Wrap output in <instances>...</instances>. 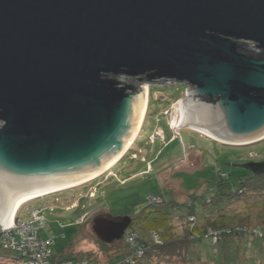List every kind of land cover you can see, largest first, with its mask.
<instances>
[{"label": "water", "instance_id": "95a60500", "mask_svg": "<svg viewBox=\"0 0 264 264\" xmlns=\"http://www.w3.org/2000/svg\"><path fill=\"white\" fill-rule=\"evenodd\" d=\"M245 43L264 50V0H0L1 226L22 200L116 162L147 84L187 85L181 123L210 138L264 139V56ZM130 221L105 213L93 228L110 243Z\"/></svg>", "mask_w": 264, "mask_h": 264}, {"label": "rangeland", "instance_id": "374dc122", "mask_svg": "<svg viewBox=\"0 0 264 264\" xmlns=\"http://www.w3.org/2000/svg\"><path fill=\"white\" fill-rule=\"evenodd\" d=\"M149 89L150 102L148 106L147 98L143 129L138 136L141 124L120 162L84 183L23 202L16 209L19 211L14 213L13 220L28 219L32 211L41 206L47 223L40 235L45 240L55 236L52 245L55 252L65 249L75 255L91 253L92 257L107 261L120 255L126 247L112 243L117 239L110 242L112 245L103 246V240L93 228L96 216L137 212L153 196L163 195L179 201L189 200L193 194L210 196L218 173L228 175L225 182L230 191L235 192L254 172L251 165L264 162V139L247 145L225 144L210 138L200 128L182 124L187 85L153 84L150 88L148 85ZM236 197L237 201L229 207L234 216L251 215L254 223L263 222L264 190L247 198H240L244 195ZM199 200L201 197L197 198V212L204 208ZM178 223L175 230L182 232L183 226ZM163 237L171 239L172 232H163ZM246 237H228L217 249L208 238L182 249L173 242L161 253L153 252L147 256L141 264L264 263V239H253L252 244L251 237L255 236ZM0 264L23 263L0 251Z\"/></svg>", "mask_w": 264, "mask_h": 264}, {"label": "trees", "instance_id": "16d2710c", "mask_svg": "<svg viewBox=\"0 0 264 264\" xmlns=\"http://www.w3.org/2000/svg\"><path fill=\"white\" fill-rule=\"evenodd\" d=\"M243 50L247 53H252L258 57L264 56V50L253 51L248 43L243 45ZM254 172L241 182V186L237 191H230L229 185L225 182L228 179V175L225 173H218V179L214 183L213 194L210 196H201L193 194L189 200L179 201L176 199L164 198L163 195L153 196L147 201V205L140 208L137 212L128 211L124 216L131 218L130 224L127 229L137 232L141 239L139 242L145 246V255L143 258L138 259L135 263L128 261V257H132L134 250L126 242V235L122 238L113 241L112 243H118L124 245L126 250L120 255L107 260L109 264H141L143 260L153 254V252L161 253L167 246L177 243L182 249L184 246L189 247L192 242H201L204 238H208L211 244L217 249V246L221 242L226 241L228 237L236 236L241 238H247L248 232L240 230L247 225L250 228H260L263 230L262 236H257L253 239H264V220L260 223H254L251 215L241 218V216H234L229 207L237 201V195L243 196L240 198H247L253 195L254 192H260L264 190V163H256L251 165ZM200 203L204 206L203 210L197 212V198H200ZM154 198H158L159 202H153ZM207 206H211L207 208ZM21 213V212H20ZM19 213V214H20ZM20 218H22L20 216ZM245 219L246 222H243ZM181 222L183 226L182 232L175 230L176 225ZM47 223V221H46ZM46 226V225H45ZM45 228V227H43ZM42 228V229H43ZM41 229V230H42ZM209 230H217L220 232V238L217 243H213L212 235L208 234ZM171 231V239H165L163 232ZM158 235V238L155 237ZM41 236V235H40ZM42 237V236H41ZM43 238V237H42ZM51 244L53 261L57 260H72L77 262L81 259L88 260H102V258L92 257L91 253L87 255H75L67 252L65 249L61 251H54L52 245L55 242V236ZM44 239V238H43ZM45 240V239H44ZM112 243H110L112 245ZM103 246H108L109 243L103 241ZM253 246V245H252ZM0 251L7 252L14 258V253L4 250L0 247ZM106 251V250H105ZM261 264H264L263 262Z\"/></svg>", "mask_w": 264, "mask_h": 264}, {"label": "built area", "instance_id": "2783aa9c", "mask_svg": "<svg viewBox=\"0 0 264 264\" xmlns=\"http://www.w3.org/2000/svg\"><path fill=\"white\" fill-rule=\"evenodd\" d=\"M153 136V135H152ZM155 139V136L152 138ZM153 202H159L158 198H154ZM40 209L32 211L28 219H22L20 222L12 221L6 227H2L0 224V247L4 250L14 253L16 260L23 264H109V262L102 260H88L86 258L77 262L72 260H57L53 261L51 258L52 250L51 244L53 238L44 240L40 236V231L46 225V218L44 215V208L39 206ZM19 210H16L15 215ZM31 211V210H30ZM14 215V216H15ZM243 232L247 231L249 236H262L263 230L260 228H250L245 226ZM209 235H212L213 243H217L220 238V232L215 230H209ZM126 242L129 243L134 254L132 257H128V261L135 263L138 259H141L145 255V246L139 242L141 236L132 230L126 229ZM158 238V235H155Z\"/></svg>", "mask_w": 264, "mask_h": 264}, {"label": "bare ground", "instance_id": "6f19581e", "mask_svg": "<svg viewBox=\"0 0 264 264\" xmlns=\"http://www.w3.org/2000/svg\"><path fill=\"white\" fill-rule=\"evenodd\" d=\"M147 98H148V84H147ZM146 106H147V99H146ZM145 112H146V108H145V111H144V115H145ZM144 115H143V118H142L141 124H142V122H143ZM141 124H140V126H141ZM139 128H140V127H139ZM138 130H139V129H138ZM198 130H199V129H198ZM201 130H202V129H201ZM202 131H204V130H202ZM137 132H138V131H137ZM204 132H206V131H204ZM136 135H137V133H136ZM136 135H135V137H136ZM209 136L213 137V135H209ZM135 137H134V138H135ZM263 137H264V135L259 136L257 139H261V138H263ZM133 140H134V139H133ZM133 140H132V141H133ZM131 143H132V142H131ZM131 143H130V144H131ZM130 144H129V146H130ZM129 146H128V147H129ZM118 159H119V158H118ZM118 159H117V160H118ZM117 160H116V161H117ZM114 163H115V162H114ZM114 163H113V164H114ZM113 164H112V165H113ZM112 165H111V166H112ZM98 175H99V174H98ZM96 176H97V175H96ZM96 176H94V177H96ZM94 177H92V178H94ZM92 178L87 179V180H85V181H83V182H81V183H84V182H86V181H88V180H91ZM81 183H79V184H81ZM75 185H78V184H75ZM75 185H72V186H75ZM69 187H71V186H69ZM65 188H67V187H65ZM62 189H64V188H62ZM59 190H60V189H59ZM55 191H56V190H55ZM57 191H58V190H57ZM51 192H54V191H51ZM51 192H48V193H51ZM48 193H44V194H40V195H36V196H32V197L26 198V199L22 200V201L18 204L17 208H18L23 202H25V201H27V200L29 201V200H31V199L34 198V197L36 198V197H39V196H41V195H45V194H48ZM17 208H16V209H17ZM15 212H16V210H15Z\"/></svg>", "mask_w": 264, "mask_h": 264}, {"label": "crops", "instance_id": "0c3cea01", "mask_svg": "<svg viewBox=\"0 0 264 264\" xmlns=\"http://www.w3.org/2000/svg\"><path fill=\"white\" fill-rule=\"evenodd\" d=\"M148 91H150V90H148ZM148 94H149V95H148V106H149V102H150V93L148 92ZM146 114H147V111H146ZM146 117H147V116H145L144 121H145ZM144 121H143V123H144ZM142 129H143V124H142V126H141V129H140V131H139L138 136L140 135ZM138 136H137V138H138ZM174 137H175V136H174ZM174 137H173V139H174ZM137 138H136V140H137ZM136 140H135V141H136ZM133 144H134V143H133ZM132 146H133V145H132ZM132 148H133V147H130V149H132ZM130 149H129V150H130ZM129 150H128V151H129ZM120 159H121V158H120ZM120 159L118 160V162H120L123 158H122L121 160H120ZM118 162L116 161L114 164H116V163H118Z\"/></svg>", "mask_w": 264, "mask_h": 264}, {"label": "clouds", "instance_id": "9594fccd", "mask_svg": "<svg viewBox=\"0 0 264 264\" xmlns=\"http://www.w3.org/2000/svg\"><path fill=\"white\" fill-rule=\"evenodd\" d=\"M150 90V89H149ZM18 209V208H17Z\"/></svg>", "mask_w": 264, "mask_h": 264}]
</instances>
